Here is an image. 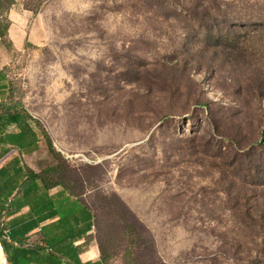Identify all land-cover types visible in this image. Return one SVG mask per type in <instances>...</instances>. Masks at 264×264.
Returning <instances> with one entry per match:
<instances>
[{"label":"rangeland","instance_id":"obj_1","mask_svg":"<svg viewBox=\"0 0 264 264\" xmlns=\"http://www.w3.org/2000/svg\"><path fill=\"white\" fill-rule=\"evenodd\" d=\"M12 1L0 64L54 144L39 175L84 190L111 264L120 203L154 242L144 264H249L257 241L222 185L264 186L220 184L216 144L230 142L213 123L264 149V0Z\"/></svg>","mask_w":264,"mask_h":264},{"label":"crops","instance_id":"obj_2","mask_svg":"<svg viewBox=\"0 0 264 264\" xmlns=\"http://www.w3.org/2000/svg\"><path fill=\"white\" fill-rule=\"evenodd\" d=\"M6 39L25 42L23 31L10 27ZM0 57L6 58L2 38ZM11 83L0 64V229L11 244L2 241L7 256L11 251V264H101L91 207L35 178L52 149L37 119L11 101Z\"/></svg>","mask_w":264,"mask_h":264},{"label":"trees","instance_id":"obj_3","mask_svg":"<svg viewBox=\"0 0 264 264\" xmlns=\"http://www.w3.org/2000/svg\"><path fill=\"white\" fill-rule=\"evenodd\" d=\"M4 0H0V16L4 8ZM13 5L12 0H8V6ZM6 29L9 28L7 25ZM5 34L0 32V38ZM11 96L13 92V83H11ZM12 99V97H11ZM12 101V100H11ZM30 119L33 120L31 116ZM35 121V120H34ZM219 136L227 137L230 144L225 145L221 140L216 144L217 156L219 161L215 162L217 170L221 174L220 184L225 182L228 173L234 174L237 181L254 187L264 186V149H261L254 144H247L241 147L242 142H245L246 136L240 132L234 134L229 133L225 129L221 130V121L215 119L214 123ZM24 132H31L30 126H23ZM45 131V130H44ZM23 132V133H24ZM48 139L49 147L54 150V144L49 135L45 132ZM242 151V152H241ZM58 159H60L57 156ZM62 161V159H61ZM242 174V175H241ZM61 172L58 169H51L44 175H37L35 178L44 182L47 190L57 188L65 189L70 196L78 198L86 203L82 194L77 192L76 188L68 185L59 176ZM224 178V179H223ZM224 191L229 199L228 203L231 210L236 213L240 221L248 228H251L253 238L257 241L258 254L255 258H251L249 264H264V198L256 195L255 190H243L235 184L230 185L223 183ZM87 204V203H86ZM114 221L118 222L123 228L122 231V246L119 254L123 257L122 264H144L141 262L143 255L149 249V245L154 247V242L150 241V235L144 225L139 222L136 215L128 208L126 204L120 203L119 206L112 212ZM93 240H96V232L93 235ZM102 253L101 264H111L106 252L100 249ZM152 251H155L152 249ZM142 254V255H141Z\"/></svg>","mask_w":264,"mask_h":264},{"label":"bare ground","instance_id":"obj_4","mask_svg":"<svg viewBox=\"0 0 264 264\" xmlns=\"http://www.w3.org/2000/svg\"><path fill=\"white\" fill-rule=\"evenodd\" d=\"M0 264H9L6 249L1 240H0Z\"/></svg>","mask_w":264,"mask_h":264},{"label":"water","instance_id":"obj_5","mask_svg":"<svg viewBox=\"0 0 264 264\" xmlns=\"http://www.w3.org/2000/svg\"><path fill=\"white\" fill-rule=\"evenodd\" d=\"M0 240H1V241H4V242H6V243H8L9 246L11 247V244H10L9 240L6 239V237H4V236L1 235V234H0ZM8 259H9V264H11V251L9 252Z\"/></svg>","mask_w":264,"mask_h":264}]
</instances>
